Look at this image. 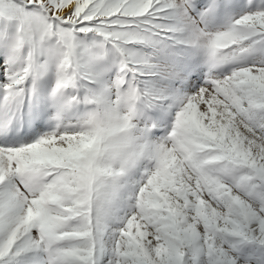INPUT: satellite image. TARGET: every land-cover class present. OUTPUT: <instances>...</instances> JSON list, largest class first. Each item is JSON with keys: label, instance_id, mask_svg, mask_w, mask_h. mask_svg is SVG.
Here are the masks:
<instances>
[{"label": "snow or ice", "instance_id": "obj_1", "mask_svg": "<svg viewBox=\"0 0 264 264\" xmlns=\"http://www.w3.org/2000/svg\"><path fill=\"white\" fill-rule=\"evenodd\" d=\"M0 264H264V0H0Z\"/></svg>", "mask_w": 264, "mask_h": 264}]
</instances>
